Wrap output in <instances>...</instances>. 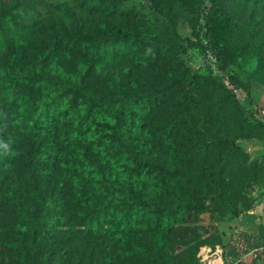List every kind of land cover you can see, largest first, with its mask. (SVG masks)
I'll list each match as a JSON object with an SVG mask.
<instances>
[{"label":"rangeland","instance_id":"obj_1","mask_svg":"<svg viewBox=\"0 0 264 264\" xmlns=\"http://www.w3.org/2000/svg\"><path fill=\"white\" fill-rule=\"evenodd\" d=\"M154 1L174 24L177 34V38L171 37L157 46L166 48L165 54L141 56L156 47L130 50L121 61L109 63L92 60L84 49L86 41L104 40L107 32L122 25H153L150 0H118L116 8H108L106 2L97 6L92 0H56L61 10L34 19L24 43L17 48L8 47L0 54V65L5 55L14 54L23 64L33 67L32 55L42 45L47 49L46 65L53 72L69 75L100 94L119 89L129 95L155 97L162 93L147 113L119 117L120 126L135 130L139 124L140 142L156 160H167L166 156L173 151L188 172L190 184L199 188L200 200L205 204L220 194L225 199L218 209L194 215L182 230L164 235L166 249L162 252L171 256H167L166 264H206L217 255L221 259L214 264H232L237 262L245 245L233 222L241 215L250 214L254 219L261 218L264 224V122L248 112L256 107L264 108V0H221V9L231 29L209 45V49L225 46L234 50V57L226 63L223 72L207 54L203 25L209 1ZM159 30L164 34L165 27ZM223 74L226 84L227 75L243 83L242 87L231 89V96L217 92L207 83ZM177 76L186 80L188 86L175 80ZM24 93L32 99L41 98L36 90L26 89ZM98 119L92 118L80 128H75L66 117L55 119L49 132L54 149L40 163L41 182L36 185L54 199L56 206L50 214L56 216L57 225L56 230L51 229V239L42 250L49 253L50 264H162L128 248L134 243L152 251L153 236L144 225H138L131 240L116 241L113 227L105 226L104 231L97 233L84 226L79 218L89 214V204L95 201V194L77 185L80 174L85 177V184H90L95 175L82 161L80 151L102 166L97 159L98 145L88 138ZM219 140L228 142L229 146L215 147ZM18 162L15 170L20 169L17 172L22 175L26 167ZM219 168L224 170L223 187L216 188L211 173ZM180 184L183 185L182 181ZM167 188L172 193L162 191L165 204L174 206L188 201L179 186ZM33 191L30 187V192ZM38 210L35 205L34 211ZM10 211L0 207V262L21 264L17 252L7 247L14 226ZM219 240H231V247L223 249L218 245Z\"/></svg>","mask_w":264,"mask_h":264},{"label":"trees","instance_id":"obj_2","mask_svg":"<svg viewBox=\"0 0 264 264\" xmlns=\"http://www.w3.org/2000/svg\"><path fill=\"white\" fill-rule=\"evenodd\" d=\"M55 1L0 0V54L8 47L17 48V45L24 43L34 19L58 13L61 4ZM208 1L203 25L208 42L207 54L223 72L226 63L234 57V50L225 46L210 50L209 45L227 34L231 26L221 9V0ZM92 2L97 6L106 2L108 8L118 6V0ZM150 2L153 25H122L117 30L107 32L104 40L96 43L86 41L84 49L90 58L116 63L130 50L146 51L153 47H156L153 52H146L141 56L165 54L166 48L157 46L170 41L171 37L177 38L175 26L165 18L154 0ZM160 27H165L164 34L160 32ZM46 50L40 45L39 50L32 55L33 67L23 64L14 54L5 55L6 58L0 65V207L11 210L14 217L12 236L7 239L10 242L7 247L17 252L21 264H50L49 253L42 248L51 239V229L56 230L57 218L50 214L56 203L50 195H46L42 187L36 185L41 182L40 163L46 161L54 149L49 132L54 127L55 119L62 120L66 117L75 128H80L90 119L99 118L93 132L88 133V138L98 145L97 159L101 168L85 151L79 153L85 165L91 167L95 174L90 184H85L82 174L81 181L77 182L80 188H85L91 195L95 194V201L89 204V214L79 218L84 221V226L97 233L104 231L105 226L113 227L112 234L116 241L131 240L138 225H144L146 231L153 236L152 251L134 243H130L128 248L145 258L166 264L167 256H171L166 251L162 252L166 249L164 235L182 230L194 215L208 209H218L225 203L223 194L205 204V201L200 200L199 188L190 184L188 172L173 151L168 153L167 160H156L140 142L139 124L135 125V130L130 126H120L119 117H129L136 112L147 113L156 104L157 96L161 97L162 93L155 97L129 95L119 89L111 94H100L69 75L53 72L46 65ZM224 77L225 74L208 80L207 83L227 96H231V89L243 86L233 75L226 76L227 84ZM175 80L188 86V82L181 77L177 76ZM26 89L38 91L41 98L26 96ZM151 101H154L153 104ZM248 112L261 121L256 118L254 108ZM228 146V142L221 140L215 144V147L223 149ZM18 161L26 167L22 172L23 176L17 172L20 169L15 170ZM105 166L110 167L106 169ZM223 173L222 168L211 173L214 187H223ZM181 181L183 185L180 184ZM149 185L151 189L147 188ZM173 186H179L180 192L188 201L178 202L174 206L165 204L161 193H172L167 187ZM30 187L34 189L32 193ZM35 205L39 207L38 212L34 211ZM237 235L245 240L238 256L251 249L264 248L263 224H260L257 233L238 231ZM196 238L203 244L199 236L196 235ZM250 238H253L251 243ZM205 239L212 240L211 237ZM214 241L213 239V243ZM230 243L231 240L225 244L219 240L218 245L227 249L231 247Z\"/></svg>","mask_w":264,"mask_h":264},{"label":"crops","instance_id":"obj_3","mask_svg":"<svg viewBox=\"0 0 264 264\" xmlns=\"http://www.w3.org/2000/svg\"><path fill=\"white\" fill-rule=\"evenodd\" d=\"M261 222V218L254 219V216L250 214L248 216L241 215L239 216L232 225L236 227L237 231L247 232V233H257ZM264 225V224H263ZM227 242H224V244ZM252 254V255H250ZM216 259V260H220ZM232 264H264V251L262 248L251 249L244 255L240 256L237 259V262Z\"/></svg>","mask_w":264,"mask_h":264},{"label":"built area","instance_id":"obj_4","mask_svg":"<svg viewBox=\"0 0 264 264\" xmlns=\"http://www.w3.org/2000/svg\"><path fill=\"white\" fill-rule=\"evenodd\" d=\"M255 109V116L256 118L260 119L261 121L264 122V108H260V107H256ZM220 256L217 255L216 257H214L213 259H208L206 264H214L216 259H219Z\"/></svg>","mask_w":264,"mask_h":264}]
</instances>
